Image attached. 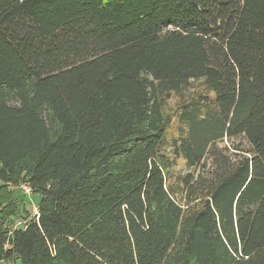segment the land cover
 Here are the masks:
<instances>
[{"label": "trees", "instance_id": "1", "mask_svg": "<svg viewBox=\"0 0 264 264\" xmlns=\"http://www.w3.org/2000/svg\"><path fill=\"white\" fill-rule=\"evenodd\" d=\"M172 95L185 134L171 140ZM21 183L37 215H20ZM12 260L264 264V0H0Z\"/></svg>", "mask_w": 264, "mask_h": 264}, {"label": "rangeland", "instance_id": "2", "mask_svg": "<svg viewBox=\"0 0 264 264\" xmlns=\"http://www.w3.org/2000/svg\"><path fill=\"white\" fill-rule=\"evenodd\" d=\"M202 89V85L200 81L193 80L189 84V88L184 92V97H190L193 94H196L197 91H200ZM182 98H179L178 96L172 95L166 102L165 110L168 113V115L171 118V122L168 127L167 137L168 139H175L176 137H181L185 134V125L178 120V113L180 111L179 106L181 105ZM232 141V140H231ZM231 141L224 139L223 142H220V145L229 144ZM169 157L173 159V172L176 174H185L187 171H189L188 167L186 166L185 160L182 157H173V154L171 153L172 148L169 146L166 148ZM24 183H21L22 185ZM20 185L17 187H14L12 189L13 192V199L15 203L20 209L22 208V214L20 212V215H22V218L26 215H29L30 217L33 216L36 212H38V204L41 199L40 194L32 193L30 195H24L23 192L20 189ZM21 218V217H20ZM21 221V219H17V221L12 223L14 226L18 225L17 222ZM0 264H19L18 261H1Z\"/></svg>", "mask_w": 264, "mask_h": 264}, {"label": "built area", "instance_id": "3", "mask_svg": "<svg viewBox=\"0 0 264 264\" xmlns=\"http://www.w3.org/2000/svg\"><path fill=\"white\" fill-rule=\"evenodd\" d=\"M20 189L26 195H30L32 192L31 187L28 183H24V184L20 185ZM35 215H37V212L35 213ZM23 223H25V221H23L22 224Z\"/></svg>", "mask_w": 264, "mask_h": 264}]
</instances>
